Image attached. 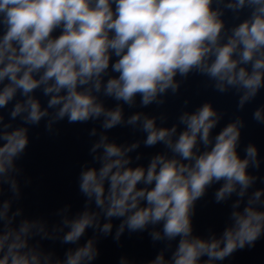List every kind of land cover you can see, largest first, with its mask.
I'll use <instances>...</instances> for the list:
<instances>
[{"label":"clouds","instance_id":"9594fccd","mask_svg":"<svg viewBox=\"0 0 264 264\" xmlns=\"http://www.w3.org/2000/svg\"><path fill=\"white\" fill-rule=\"evenodd\" d=\"M192 75L235 96L236 112L264 91V0H0V264H94L100 238L119 245L126 231L162 245L142 264H217L255 248L264 238V187L254 186L264 179L252 174L258 147L241 151L245 120L220 126L225 113L211 100L170 125L144 111L164 106ZM251 119L264 125V104ZM64 121L99 122L78 176L83 207L65 205L59 223L26 217L15 206L18 161L33 128L43 122L58 136ZM117 126L138 129L142 141L111 139ZM141 143L162 150L145 164L131 155ZM210 189L231 211L219 233L204 236L193 221ZM119 264L133 262L121 256Z\"/></svg>","mask_w":264,"mask_h":264}]
</instances>
